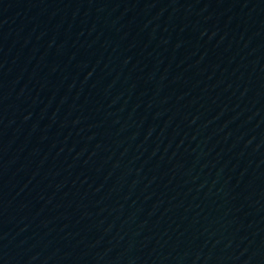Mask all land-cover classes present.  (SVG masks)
<instances>
[{"label": "water", "instance_id": "1", "mask_svg": "<svg viewBox=\"0 0 264 264\" xmlns=\"http://www.w3.org/2000/svg\"><path fill=\"white\" fill-rule=\"evenodd\" d=\"M0 264H264V0H0Z\"/></svg>", "mask_w": 264, "mask_h": 264}]
</instances>
